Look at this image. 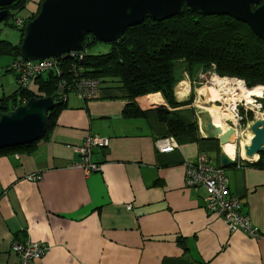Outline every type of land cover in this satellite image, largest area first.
I'll list each match as a JSON object with an SVG mask.
<instances>
[{"label":"crops","instance_id":"obj_1","mask_svg":"<svg viewBox=\"0 0 264 264\" xmlns=\"http://www.w3.org/2000/svg\"><path fill=\"white\" fill-rule=\"evenodd\" d=\"M11 61L0 57V70L14 85L10 94L0 85V98L16 89ZM185 70L178 61L173 86L177 103L192 97L185 105L169 108L159 93L147 94L134 100L142 116L124 119L128 99L117 86L102 87L87 102L71 94L32 153L0 156V264L16 263L10 245L25 240L48 247L34 264H264V167L245 165L241 159H250L242 153L223 169L256 238L229 233L203 210L204 190L183 185L187 160L203 154L219 166L218 141L202 130L203 112L195 105L200 73ZM156 108L196 129L170 136ZM87 135L107 138L108 146L92 150L99 171L84 175L71 165L78 160L74 147ZM163 138H172L173 151H157L155 142ZM30 173L40 179L26 181Z\"/></svg>","mask_w":264,"mask_h":264},{"label":"trees","instance_id":"obj_2","mask_svg":"<svg viewBox=\"0 0 264 264\" xmlns=\"http://www.w3.org/2000/svg\"><path fill=\"white\" fill-rule=\"evenodd\" d=\"M41 1L36 2L35 10L26 18L27 22L36 15ZM26 3L27 0H15L3 7L7 12L4 20H8L11 13L23 10ZM24 24L25 21L19 27ZM10 26L18 28L14 23ZM19 32L15 45L0 40V57L6 56L12 60L20 58L18 46L22 38V28ZM97 42L90 35H86L84 48ZM107 45V51L98 54H85L83 48V58L79 66L83 76L99 79L102 87L117 86L124 90L128 99L121 112L124 119L142 116V111L134 100L147 94L159 93L169 108L185 105L189 100L191 102L192 97L184 103H177L174 99L173 86L177 81L175 66L178 61L184 63L186 72L195 70L204 73L213 65V72L218 77L240 79L244 87L253 89L261 86L264 91V39L230 17L203 16L196 11L187 10L182 4L180 14L161 21L145 17L138 25L126 28L118 40ZM61 61V64L69 63L68 57ZM63 76L62 73L60 77ZM57 79L48 72L33 78L31 88L20 89L16 86L14 93L0 98V112L15 108L20 99L27 101L33 97H54ZM256 101L264 112V92L262 98ZM63 107V103L56 102L54 108L46 114L45 130L41 139L49 136ZM239 113H243L240 108ZM156 115L172 137L196 129L194 124L184 125L176 116L162 108H156ZM246 117L248 121H252L250 112L246 113ZM38 141L1 149L0 156L32 153ZM262 158L264 154H259L256 162L244 164L264 167Z\"/></svg>","mask_w":264,"mask_h":264},{"label":"water","instance_id":"obj_3","mask_svg":"<svg viewBox=\"0 0 264 264\" xmlns=\"http://www.w3.org/2000/svg\"><path fill=\"white\" fill-rule=\"evenodd\" d=\"M13 1L0 0V22L7 14L2 8ZM182 4L203 16L230 17L264 39V0H42L36 15L23 26L19 57L36 61L81 52L86 35L109 44L145 17L161 21L180 14ZM54 105L52 97H33L0 112V150L40 140L44 135L46 114ZM201 118L204 133L218 141L219 167L225 169L233 165L234 159L220 146L231 142L234 130L229 128L222 133L213 126L207 113ZM248 130L251 138L243 147L244 156L264 154V120L253 121Z\"/></svg>","mask_w":264,"mask_h":264},{"label":"built area","instance_id":"obj_4","mask_svg":"<svg viewBox=\"0 0 264 264\" xmlns=\"http://www.w3.org/2000/svg\"><path fill=\"white\" fill-rule=\"evenodd\" d=\"M13 23L16 27H19L23 21L16 18L13 20ZM66 57H68L69 63L61 64V60ZM82 58L81 52H70L57 58L36 61H25L17 58L11 61L9 69L14 75L16 86L20 89H27L33 78L50 72L58 78L55 84L54 97H52L54 103H66L67 98L71 94H74L78 100L87 102L99 96L102 85L99 79L82 75V69L79 66ZM62 73L64 76L60 77ZM205 75L210 80L216 78L226 81L229 84H233V82L241 83L244 87V83L240 79L217 77L213 72V65L209 71L200 73V79L203 80L202 78H204L205 80ZM260 90V97H255L257 99L262 98L263 87ZM231 97L233 98L234 96ZM241 101H231L226 104V110L232 119L226 121L229 124L226 125L225 129L221 130L222 133L229 128H232L236 133L243 124L248 126L254 121V116L252 115V121H248L246 113L250 112L255 114L252 109L253 107L256 111L261 109L260 104L256 103L254 99L248 104L244 101L241 103ZM19 102V104H22L26 101L20 99ZM253 102L257 105L253 104ZM238 104H241L242 114L239 113L240 107L237 109ZM107 146L108 139L105 137L97 135L85 136L82 142L74 147V152L77 154L78 160L71 167L80 169L84 175L98 172L99 166L90 160L91 152L94 148H106ZM155 147L159 153H168L174 150L175 143L172 138H163L155 142ZM257 159L258 157L250 162L243 159L241 161L242 163L250 164L256 162ZM184 166L183 185L190 190L197 188L204 190L205 194L202 198V208L208 215H212L222 221L229 233L241 231L250 238H256L259 235L257 230L252 226L249 217L241 212L240 199L229 193L224 170L221 167L212 165L203 154L197 155L194 159L187 160ZM24 178L26 181L34 182L40 179V175L30 173ZM0 194H3V192H0ZM47 250L48 247L45 244L30 240L13 242L9 248L10 253L14 254L17 259L14 264H34L36 260L43 257Z\"/></svg>","mask_w":264,"mask_h":264},{"label":"rangeland","instance_id":"obj_5","mask_svg":"<svg viewBox=\"0 0 264 264\" xmlns=\"http://www.w3.org/2000/svg\"><path fill=\"white\" fill-rule=\"evenodd\" d=\"M36 2H38V0H27V3L25 4L23 10H21L19 12H16V13H11V17H8L9 18L8 20H6V21L3 20V21L0 22V40H6V41H10V42H14V41L17 42V40L19 38V34H20L19 30L21 28L23 29V27L15 28V27H12L10 25L13 24V20L16 19V18L20 19L22 21H25V23H26L27 22L26 18L31 13L30 11L36 5ZM107 49H108V45L107 44L101 43V42H97V43H94L91 46L85 47L83 51H84L85 54H98V53H105L107 51ZM208 78L209 77L205 75L206 82H205L204 78H202L203 80H202L201 84L198 86L199 89L197 91V94L199 96V99L197 97L194 98L195 105L197 104V105L201 106V108H204V106H209L208 109L210 111H215V112L219 113V118L216 119V121H214L213 124H215L214 127L220 128L221 130H223V129L226 128L225 125L229 124V123L225 122V118L227 116H231L228 113V111L226 110V107H227L226 104L230 103L231 101H233V102L238 101V99H242V100H245V99L239 97V95H238V97H239L238 99L236 97L232 98L230 96L231 92L230 91L227 92V90L232 89V84H228L229 87H228L227 90L226 89L222 90V88H220L219 85H217L216 83L213 82L214 80L217 81L216 78H212L211 80L208 79ZM219 78H223V77H219ZM226 78H228V77H226ZM10 79H11V77H10L9 73L3 72V70H0V85H2L3 88L5 89L4 94H6V93L10 94L13 91V89H14L13 88V86H14L13 82L11 84H8ZM258 87H261V86H258ZM15 88L17 89L16 86H15ZM244 88H246V87H244ZM256 88H257V86H256ZM246 89H248V88H246ZM0 94H1V92H0ZM208 94L210 95V97L207 96ZM262 96H263V94H262ZM253 99L256 100L257 98H255V97L251 98V100H253ZM206 101H208V102H206ZM245 101H247V100H245ZM241 103H243V101H241ZM256 103H259V102L256 101ZM256 103L253 102V104L257 105ZM239 107L242 110L241 104H238L237 109ZM201 108L197 107V109L200 110L201 112H203V114L207 113L205 111V109H201ZM252 109H253V112H255V114L251 113L254 116V118L252 116L254 121L257 120V119L258 120L259 119L264 120V113L262 112L261 109L259 111H256L254 107ZM242 112H243V110H242ZM221 119L223 120V122H221ZM201 121H200V123H201ZM248 126H241L237 130V132L231 137V138L235 137V139H236L235 140V145L233 143H230V142L224 144V145H226V147L228 146L227 147L228 151H232L233 150L232 153L234 154V158H240L238 156V152L242 153L243 147L247 144V142L249 143V140L251 138V133L248 130ZM248 135H250V136L248 137ZM247 139H249V140H247Z\"/></svg>","mask_w":264,"mask_h":264},{"label":"bare ground","instance_id":"obj_6","mask_svg":"<svg viewBox=\"0 0 264 264\" xmlns=\"http://www.w3.org/2000/svg\"><path fill=\"white\" fill-rule=\"evenodd\" d=\"M219 79H217V81L216 80H214L213 82L214 83H216L217 85H219V87L220 88H222V90H224V89H228V84L229 83H227L226 81H223V80H219ZM224 85V86H223ZM260 89H261V87H255V88H253V89H246V88H244L243 87V85L241 84V83H235V82H233V84H232V89H230V90H227V92L228 91H230L231 93V96H234V97H236L237 99L239 98V97H241V98H243V99H245V100H247V101H245V100H242V99H238V100H242V101H244L246 104L247 103H250L251 102V98H253V97H260ZM238 92V93H237ZM238 95H239V97H238ZM207 96H209L210 97V95L208 94ZM210 99V98H209ZM217 101V100H216ZM206 102H208V101H206ZM208 107L209 106H204V108H202V109H205V111L208 113V115H209V117H210V119H211V122H212V124H213V122L214 121H216V119H218L219 118V113H217V112H215V111H210L209 109H208ZM208 109V110H207ZM232 118H231V116H227L226 118H225V122L226 121H229V120H231ZM221 122H223V120L221 119ZM224 122V123H225ZM213 126H215V124H213ZM226 126V125H225ZM250 135H248V137H249ZM235 137H233V138H231V142L230 143H233L234 145H235ZM247 140H249V139H247ZM247 144H248V142H247ZM246 144V145H247ZM233 147V146H232ZM220 148H221V150L229 157V158H234V156L227 150V148L225 147V145L223 144V145H221L220 146ZM235 149V148H234ZM242 153H243V151H242ZM242 153H239L238 152V155L239 156H241V154ZM242 157V156H241ZM257 156L256 155H254V156H252L251 158H248V159H250V161H254L253 159H255Z\"/></svg>","mask_w":264,"mask_h":264}]
</instances>
